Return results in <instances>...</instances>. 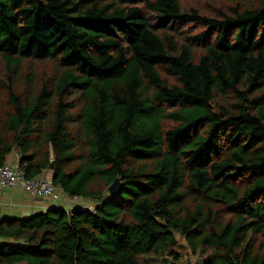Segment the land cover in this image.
I'll list each match as a JSON object with an SVG mask.
<instances>
[{
    "label": "trees",
    "instance_id": "1",
    "mask_svg": "<svg viewBox=\"0 0 264 264\" xmlns=\"http://www.w3.org/2000/svg\"><path fill=\"white\" fill-rule=\"evenodd\" d=\"M211 1L0 0V166L96 204L0 264H264V0Z\"/></svg>",
    "mask_w": 264,
    "mask_h": 264
},
{
    "label": "crops",
    "instance_id": "2",
    "mask_svg": "<svg viewBox=\"0 0 264 264\" xmlns=\"http://www.w3.org/2000/svg\"><path fill=\"white\" fill-rule=\"evenodd\" d=\"M19 153L14 152L8 158V163L18 167ZM44 176L52 178V173L47 171ZM61 192L60 200L39 199L30 196L22 189L5 190L0 192V221L3 219L22 218L35 213L44 212L50 207L61 206L67 211L80 206Z\"/></svg>",
    "mask_w": 264,
    "mask_h": 264
},
{
    "label": "built area",
    "instance_id": "3",
    "mask_svg": "<svg viewBox=\"0 0 264 264\" xmlns=\"http://www.w3.org/2000/svg\"><path fill=\"white\" fill-rule=\"evenodd\" d=\"M22 189L30 196L39 199L60 200L61 190L53 184L52 178L38 176L36 178H26L24 173L9 163L0 166V192L5 190ZM69 198V197H68ZM72 203L79 204L83 209L93 211L94 207H89L84 200L78 197L69 198Z\"/></svg>",
    "mask_w": 264,
    "mask_h": 264
},
{
    "label": "rangeland",
    "instance_id": "4",
    "mask_svg": "<svg viewBox=\"0 0 264 264\" xmlns=\"http://www.w3.org/2000/svg\"><path fill=\"white\" fill-rule=\"evenodd\" d=\"M183 5L186 8L196 7L199 10L203 11L204 13L213 12L217 6L216 3H214L211 0H183ZM49 67L50 66L48 64H45V66L38 65L39 69L36 71L38 73L42 72L45 74V70L49 71ZM108 194L110 195L109 190H108ZM84 203L89 207H94L96 205L94 201H89V200H84Z\"/></svg>",
    "mask_w": 264,
    "mask_h": 264
},
{
    "label": "water",
    "instance_id": "5",
    "mask_svg": "<svg viewBox=\"0 0 264 264\" xmlns=\"http://www.w3.org/2000/svg\"><path fill=\"white\" fill-rule=\"evenodd\" d=\"M122 190V183L119 178L109 187V193L113 198H116L120 195Z\"/></svg>",
    "mask_w": 264,
    "mask_h": 264
}]
</instances>
